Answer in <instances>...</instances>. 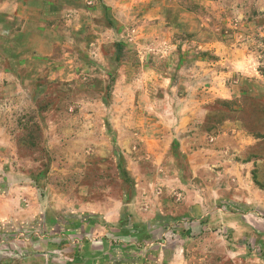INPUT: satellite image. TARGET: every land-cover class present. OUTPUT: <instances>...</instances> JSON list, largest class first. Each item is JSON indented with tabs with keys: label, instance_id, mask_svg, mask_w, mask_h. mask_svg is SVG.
<instances>
[{
	"label": "rangeland",
	"instance_id": "obj_1",
	"mask_svg": "<svg viewBox=\"0 0 264 264\" xmlns=\"http://www.w3.org/2000/svg\"><path fill=\"white\" fill-rule=\"evenodd\" d=\"M43 1L0 31V264H264V0Z\"/></svg>",
	"mask_w": 264,
	"mask_h": 264
},
{
	"label": "crops",
	"instance_id": "obj_2",
	"mask_svg": "<svg viewBox=\"0 0 264 264\" xmlns=\"http://www.w3.org/2000/svg\"><path fill=\"white\" fill-rule=\"evenodd\" d=\"M109 1L111 0H105L106 5L117 11L124 8L133 9L136 3L143 0H115L113 4H110ZM44 6L45 9L58 10V5L43 0H0V31H4L5 34L8 33L10 38L14 40L24 36L23 32L27 31L28 25L33 26L31 31L39 30L36 26L37 17ZM31 16H34L36 23L32 22ZM41 20L43 21L39 18L40 24L42 23Z\"/></svg>",
	"mask_w": 264,
	"mask_h": 264
}]
</instances>
